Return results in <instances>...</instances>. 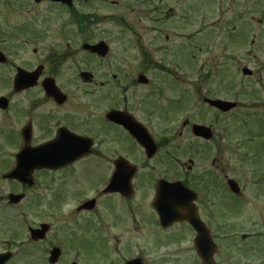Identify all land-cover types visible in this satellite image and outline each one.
<instances>
[{"label":"flooded vegetation","instance_id":"flooded-vegetation-1","mask_svg":"<svg viewBox=\"0 0 264 264\" xmlns=\"http://www.w3.org/2000/svg\"><path fill=\"white\" fill-rule=\"evenodd\" d=\"M7 1L1 0V4H10L12 9L23 13L22 18L25 19L0 27V43H3L0 53L4 59L0 66L8 71L14 70L11 78L6 79L5 89L0 95L4 98L0 114L5 116L6 133L12 145L11 161L5 170H14L17 167L16 162H20V166L27 170L21 171L18 166L14 175L20 176L15 175L13 178H4L5 172H0V264H264V230L263 233L259 230L264 223V209L259 213L258 223H255L259 226L258 231H248L250 233L246 236L247 233L241 234V231L237 230L241 227L237 221H230L233 211L227 207L229 196L241 202L245 200L242 188L244 184L234 175L235 167L230 166L228 169L225 163L228 160L225 152L227 155L232 152L238 161L243 156L248 158L247 154L243 153L244 141L234 140L235 136H232L233 140L227 142V128L223 130L221 125H216L222 117L228 115L237 118L243 114L247 115L248 120L244 130L255 132L249 139L264 136L254 129L257 123L264 124V105H261L264 104L263 99L260 104L255 105L258 107H251L253 103H258V100L250 97L247 101L240 99L242 87L236 91L233 89L231 64L225 60L230 56V45L234 47L246 42L245 28L240 21H253L256 18L261 22V19H264V0ZM196 7L206 8L204 15L197 17L200 22L205 23L204 27L201 25L198 30L191 32H181L172 27L170 31L172 34L181 33V37L186 41L195 39L198 35L208 36L209 42L213 41L214 36L222 39L219 43L220 50L214 55V62L210 58V65L205 62L200 66L195 65L197 68L194 67V72L199 78L189 82L192 89L189 97L205 114L196 112L195 117L185 114L181 119V128L172 127V130H167L165 127L163 134H158L153 128L152 116L155 115L156 107L168 111L173 107L170 104L164 106L158 100L164 96L166 88L162 69L169 74L173 73V70L167 71L169 69L163 68L161 62L152 61L150 53L145 50L144 45H140L141 38L130 39L132 43H136L137 50L142 54L144 68L128 75L125 82L116 88V92L125 95L131 89H146L145 95L154 96L155 100L142 103L140 100H128L129 97H125L118 104L117 97L120 94L116 93V102L108 109L116 110L121 123L120 119L119 123L108 121L105 118L108 110L101 116L103 123L99 117L98 125L91 124L96 128L90 125L88 116L81 111L83 108H70L73 105L70 95L62 89L55 77L54 67L59 65L61 58L69 52L67 47L62 51L46 50L42 52L41 59L36 57L39 48L32 47L33 59L20 62L12 59L20 54H12L6 48L9 39L29 44L40 43L39 33L26 25L35 18L45 20L51 13L58 11L63 20L60 32L65 34L67 41L74 40V45L77 44L73 45L74 49L82 48L83 56L91 55L101 59L111 52L109 44L112 42V36L107 37L109 49L105 57L85 50V43L95 44L96 41L102 40L85 39L87 19L97 15H110L113 17V23L119 25V30L122 27L124 30H133L135 34H143L145 27L158 32L161 27L158 23L169 22L166 20L169 18L175 19L179 10H183L181 14L187 16V13L190 10L193 13ZM173 24L178 26V23ZM229 24L230 29L227 28ZM32 32L34 35H30ZM258 46V50L264 49L262 42H259ZM252 51L253 49L248 48L246 56H251L256 63L259 54ZM261 56L264 59V55ZM239 69L242 79H252L259 84L260 90L264 91L261 80L264 77L263 66L253 68L242 64ZM202 70L204 74L201 77ZM19 71L33 73L35 77L26 85L17 86L13 80ZM111 75L116 84L115 66ZM140 75L145 77V82L139 81ZM29 76L31 75H27ZM219 76L223 88L218 87L216 82L215 78ZM79 77L85 84L92 83L94 78L88 69L81 70ZM49 80H52L62 93V101L45 90V84ZM177 84L179 86L175 95L178 101L174 103H183L185 98L181 100L180 97L186 96L187 87L184 83ZM256 93V90H252L250 94ZM209 99H222L236 104L224 112L210 104ZM44 105H49L53 110L44 112ZM59 107L65 109L61 112ZM161 109L158 114H162ZM205 117L210 118L209 121H205ZM163 118L165 116H162ZM195 118L198 119L195 122L210 127L209 137L196 134L192 128ZM124 123L131 125V128H125ZM107 124H110L109 127ZM40 128L48 131L45 137L38 136L37 131H40ZM110 130L115 134L109 136ZM262 131L264 132V129ZM236 132L237 126L230 134ZM133 133L143 135L151 142H148V146L144 145ZM73 134L92 141L88 154L76 158L73 156L74 146L78 144V139ZM52 140L65 150L60 153L64 155L62 160L67 162L66 165L58 169L32 168L36 155L34 154V159L31 150ZM180 141L182 145L179 144ZM21 150L26 152L25 160L24 156L16 155ZM250 156L249 159H252L251 153ZM157 159L162 168H168L165 172L151 168ZM96 162L103 164L100 172L89 175L85 169L84 175L77 179L75 173L79 169ZM117 162L120 163V172L124 173L123 184L111 188L109 182L117 170ZM58 175L60 176L57 180ZM229 177L233 178L234 182H229ZM48 181L49 186L46 184ZM59 182L73 183V187L66 194L75 199V203L60 222L50 220L35 223L25 212L30 216V213L37 209L36 203L44 198V194L36 190L45 184L42 187H49L50 193H54L53 189L59 187ZM3 185L4 190L1 188ZM75 185L82 189L72 194L71 190L79 189ZM164 196L166 198L161 201ZM129 204L134 207L146 204L144 209L140 208L144 225L142 229H137V221L133 215H129L130 210L134 211L133 207L129 209ZM237 211L234 213L238 214ZM161 214L166 219L163 220ZM154 230L158 235H154ZM135 233H143L150 238L149 255L142 250L132 253L134 249L131 247V238ZM184 237L185 242L171 245L165 243L168 239ZM122 240H125V243H122ZM94 242L101 244L105 249H88ZM257 252L260 254V261L246 260L249 253L254 256Z\"/></svg>","mask_w":264,"mask_h":264},{"label":"rangeland","instance_id":"rangeland-1","mask_svg":"<svg viewBox=\"0 0 264 264\" xmlns=\"http://www.w3.org/2000/svg\"><path fill=\"white\" fill-rule=\"evenodd\" d=\"M19 1L23 2L24 0ZM205 10L206 8L200 7L199 9L198 7H196L194 12L192 13V11L190 10V12L187 13V16L181 14V11L183 10H179V15L178 17H175V19L169 18L166 19L169 22L158 23L161 26L158 32L152 30V28L145 27L143 29V34H135L133 33V30H124L122 27L119 30V25L117 23H113V17L110 15L93 16V18L87 19L85 39L88 41H95L98 39H105L108 37V35L109 37L110 35L112 36V42H109L111 52L105 58L101 59H98L97 56H83L82 48L80 50L78 48L74 49V46H77V44L74 45V40L67 41L65 34L60 32V30L62 29L61 24L63 20L62 15H60L58 11H55L54 14L51 13V16L46 17L45 20H42L41 18H35L33 20H30L26 25L27 27H29V29H34L39 33V36L41 37L40 43L29 44L23 41H18L16 39H9L6 48L9 49L12 54L19 53L20 56L12 57V59H14L16 62H20L26 61L27 59H33L34 56L32 47L37 46L39 48L38 55L36 56L39 59H41L42 57V52L46 50L55 52L62 51L67 47L69 49V52L65 56H63V58H61L59 62L60 64L54 67L55 77L62 89L68 92L70 95V102L73 103L70 108H83L81 111H83L88 116L90 125H98V122L100 121L99 117L101 118V116L109 110V106L115 104L117 98L118 104L121 99L125 97H129L128 100L130 98L137 99V101L140 100V102L142 103H149V101L155 100L154 96L149 97L145 95L146 89H131L125 95H122L118 91L116 92V88H118V86L125 82V78L129 77L128 75H133L140 69L144 68L142 54H140V52L137 50L136 43H132L130 39L131 37L141 38L140 45H144L143 47L145 48V50L150 53L151 60L161 62V66L163 68L169 69L167 71L173 70V73L169 74L162 69L165 74L166 83L164 96H167V99H171L172 96H174V98H172V102L176 101L175 94L177 87L179 86L177 83H184L187 87L185 90L187 91L185 92L186 96L183 95L182 97H180L181 100L185 98L183 103H174V107L172 110H170V112L168 110H165V112L163 113V115L166 114L165 118L162 119V116H159L158 111L161 108L156 107L157 112L155 111V115L152 116V119L154 121L152 125L158 134H163L165 127L167 128V130H172V127L174 129L181 128V119L185 114H188L191 117L197 116L196 112H200L202 113V115L205 114L204 112L200 111L198 105L193 103L194 101L190 99L189 92L192 89L189 82H192L193 80L199 78L194 72L195 65L200 66L204 62L206 65L211 64L210 58L213 61L215 53L217 52V50H220L219 47L221 45H219V43L222 39H219L218 36H214L212 37L213 41L209 42L210 38L208 36L198 35L195 39H192L193 41H195V44H198L199 48H193L195 44L192 46V43L190 44L192 39L190 41H186L185 39H183V37H181V33L180 35L172 34L170 31L172 27L181 32H191V30L194 31L195 29L198 30L201 25H203L204 27L205 23H203L202 21L200 22L197 17L200 16V14L204 15ZM43 14H48V12H43ZM191 15H193V18L190 19ZM22 17L23 13H18L16 9H12L10 4H1L0 0V27L4 24L14 23L18 22L19 20L25 19ZM6 18L9 19V22L6 20ZM233 22L235 21L233 20ZM238 22L239 21H237V23ZM240 22L243 23V28H245L244 31L246 32V34L244 35V38H246V42L243 45H235L234 47L230 45V56L229 58H225V60H227L231 64L233 89L236 91V89L242 87L239 93L240 99L243 101H247L248 97H250L254 100H258V103H253V105L251 106L258 107L255 105L260 104L261 99H263L264 101V91H261L259 88V84L255 83V81H253L252 79H242L243 76L239 67L242 64H247L253 68L261 66L264 67V59L261 56L264 55V49L261 51L258 50V43L262 42V44H264V19H261V22H258V19L256 18H254L253 21L251 19H243ZM173 23H178V26H175ZM230 24L227 26V28H229ZM138 31L140 32V29H138ZM162 33H164L165 35H163ZM30 35H34V33L32 32ZM205 42L207 44V47H205ZM251 42L255 43V45H253ZM2 45L3 43H0V47H2ZM248 48L253 49V53L259 54L257 56L256 63L251 56H246ZM180 59H183V61H181ZM113 64L115 66L116 84L113 76L111 75L114 71ZM85 69H88L91 73H93L94 78L92 83L85 84L79 77L80 71ZM13 73V69H11V71H8L0 66V95L5 89L6 79L11 78V75ZM203 74L204 70L201 71V77L203 76ZM212 78L214 79V77ZM220 78L221 77L219 76L215 79H217L216 82L218 83V87L223 88V82L220 81ZM175 79L179 80V82ZM261 80L262 84L264 85V77ZM252 90H256L257 93L250 94ZM116 93L117 95L120 94L117 98ZM261 96L263 97L260 98ZM163 98L164 97L162 96L158 99L159 103ZM49 109V105H44V107L42 108L44 112ZM63 109L65 108H58V110L61 112ZM50 110H53V108ZM209 119L210 118L205 117V121H209ZM193 120L194 122L198 121V119L196 118ZM247 121V115L241 114L240 116H237V118H233L227 115L226 117H222L221 119H219V121L216 122V125H221L223 130L227 128V142L232 141L233 139H242V141H244L245 150L243 151V153L245 155L247 154L248 156V158L244 156L242 158L240 157L238 161L235 158L236 156H234L232 152H229L228 155L225 152V157L228 159L225 163L228 169L230 166L235 167L234 175L236 176V178L240 179V181L242 180V183L244 184V187L242 188L244 193L243 197L245 200H242L243 202L231 196H229L227 199V207L229 210L233 211L230 215V221H237L238 225H241V227L237 230L241 231V234L247 233L246 236H248L250 233L248 231L257 230L259 228V226H256L255 223L256 221L258 223V219L260 218L259 213L262 212L261 209H264V136L261 135L259 138L253 137L252 139H249V136L252 137L255 132L253 130H244ZM252 121L253 123H255L254 120ZM101 123H103L102 118ZM235 126H237V132L235 134H230ZM43 128H40V131H37L38 136L44 135L45 137L48 134V131L46 132V129L43 130ZM254 129L258 132L260 131V134H264V132L262 131L264 129V124L257 123V126L254 127ZM6 130L7 128L5 124V116L3 114H0V172L5 171V169L7 168L6 166L11 161L10 152L12 151V145L11 140L6 133ZM108 134L109 136H112L115 134V132L113 133V131L110 130ZM232 136L235 137L232 139ZM183 140L184 138H182L181 141ZM181 141L179 144L182 145ZM177 144L178 143L176 142L175 146H177ZM250 153L251 155H253L252 159H249L251 157ZM102 168V162H96L95 164L90 163L89 165L79 169L75 174L77 176V179H79L84 175L83 171L85 169L88 170L89 175H93L100 172ZM151 168L155 171L160 172H165V170L168 169L166 167L162 168L158 163V159L157 161H155V164H153ZM168 173L169 172H167V174ZM227 174L229 176L230 171ZM59 176L60 175L57 176V180L59 179ZM46 184L49 186V181L46 182ZM72 184V182H70L69 184L66 182H59V187L53 189L55 191L54 193H50L49 187H42L45 184L42 185L36 191H41L44 194L42 196L44 198L36 203V211H32L30 213V216L26 211V216L34 219L35 223H39L42 221L49 222L50 220L60 222L63 219V216L68 214L67 212L70 211L69 209L75 203V199L70 198V196H67L68 194H66V192L70 191V189L73 187ZM75 187L79 189L71 190L72 194L78 193V191L82 189V187H79L78 185H75ZM1 188L4 190L5 185L1 186ZM76 198H78V196H76ZM130 207H133L134 211L131 212L130 210L129 215H133V218L137 221V225L139 226L137 229H142V226L144 225L142 224L143 219L140 208L144 209V207H146V204L142 206L135 205V207L129 204V209ZM235 210H238V214L234 213ZM262 213H264V211ZM262 225L263 226H261L259 230H261L263 233L264 223ZM116 230L121 234V231L119 229L116 228ZM154 235H158V232L156 230H154ZM180 241L185 242L186 238L184 237L183 239H168V241H166L165 243L171 245L177 244ZM121 242L125 243V240H122ZM131 247H133L134 249L132 253H136L137 251L142 250L146 255H149V251H151V240L147 235L143 233H135L131 238ZM88 249L94 251L104 250L105 248L102 247L101 244L94 242V244L89 246ZM246 260H248L249 262L260 261L259 252H257V254L254 256L253 253H249Z\"/></svg>","mask_w":264,"mask_h":264},{"label":"water","instance_id":"water-1","mask_svg":"<svg viewBox=\"0 0 264 264\" xmlns=\"http://www.w3.org/2000/svg\"><path fill=\"white\" fill-rule=\"evenodd\" d=\"M87 48L93 50V51H97V52H100V53H104L105 52V46L103 44H95V46H90V45H85ZM27 75H31L29 77H27ZM34 74H28L27 72H24V71H19L14 79L15 81V85L17 86H24L26 85L30 80H32L34 78ZM45 87L48 92V94H50L51 96H53L54 98H56L57 100L59 101H62L63 100V96H62V93L57 89V87L53 84L52 80H49L46 84H45ZM213 104H217L219 105V107L223 110H226L228 107H230L232 104L231 103H224V102H221V101H215V102H212ZM3 98L0 99V106H3ZM107 118L108 119H112L114 120L115 122H119V119H118V116H117V112L112 110L110 111L108 114H107ZM121 120V119H120ZM127 128H131V125H128L126 124L125 125ZM138 126V125H137ZM194 126V129L195 131L197 132V134H201L203 136H206L207 135V132H205L207 130V127L205 126H202V125H193ZM137 139L140 140V142L144 143L145 145L148 146V142H150L149 139H147V137H144V136H140L138 135L137 136ZM88 146L89 144H87L86 142H81V143H78V145L75 146V154L73 156L76 157H79L80 155L84 154V153H87L88 151ZM37 149L34 150V152L36 153V159H39L42 157V159H47L46 161H42V164H39V165H42L43 167H47V166H50V167H58V165H61V164H65L67 162H64L62 159L64 158V155L61 154L60 152L61 151H65L64 149H62L61 147L58 146V144H56L55 142H50V143H46V145H43L41 148L39 147H36ZM150 148V147H149ZM68 160H71V159H68ZM67 160V161H68ZM117 170L114 171V175L112 177V180H111V188H115V186L117 184H123V177H124V173L123 172H120V163L117 162ZM120 181V183H119ZM166 198V196H164L163 198H161L160 200L163 201L164 199ZM161 218L164 220L166 219V217L164 215L161 214ZM200 249V247H199Z\"/></svg>","mask_w":264,"mask_h":264}]
</instances>
